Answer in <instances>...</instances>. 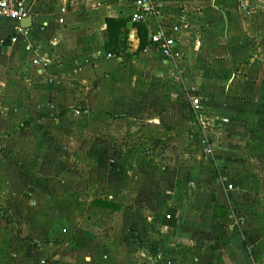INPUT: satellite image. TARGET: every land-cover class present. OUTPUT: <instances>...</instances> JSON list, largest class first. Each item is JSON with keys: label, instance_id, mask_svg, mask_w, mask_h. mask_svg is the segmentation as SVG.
<instances>
[{"label": "crops", "instance_id": "1", "mask_svg": "<svg viewBox=\"0 0 264 264\" xmlns=\"http://www.w3.org/2000/svg\"><path fill=\"white\" fill-rule=\"evenodd\" d=\"M22 1L32 27L12 44L17 24L0 20V80L9 77L8 88L17 93L27 94L42 79L58 92H72L67 107L51 115L9 100L15 125L6 141L69 117L76 128L78 115L87 113L92 140L107 133L104 140L120 136L123 142L88 152L103 157L114 182L104 183V191L96 190L99 183H0V264H264V117L255 116L264 113V48H258L264 46V0H163L166 25L181 28L180 44L193 29L204 32L191 37L184 74L186 87H195L202 101L198 120L187 98L160 88L166 66L149 45V24L142 25L150 50H139L138 24L130 21L133 0ZM108 18L127 21L119 54L107 48ZM36 55L45 66L31 64ZM230 88L248 99H225ZM235 108L249 123L244 136L256 162L249 182L233 169L235 190H228L219 171L195 155L207 141V120L221 123ZM182 181L194 188L189 196L173 191ZM129 204L139 209L130 211ZM118 216L119 227L113 222Z\"/></svg>", "mask_w": 264, "mask_h": 264}, {"label": "rangeland", "instance_id": "2", "mask_svg": "<svg viewBox=\"0 0 264 264\" xmlns=\"http://www.w3.org/2000/svg\"><path fill=\"white\" fill-rule=\"evenodd\" d=\"M192 31L187 34L188 38L186 41V36L184 37V44L178 45L181 49V58L177 60L174 66L165 63L162 58L160 59L161 64L166 67L159 82L160 88L181 99L187 98L188 100L185 99L186 103L190 105L191 99L195 98L197 94L195 87H186L184 81V74L187 72V54L192 42L191 37L198 39L204 36L203 30L199 28H195ZM258 46L259 49L262 47L263 50L264 46L259 44ZM28 52L31 51L29 50ZM33 59H31V64ZM3 78L4 80H0V83H3L2 87L0 86V174L3 173L0 175V183H7L8 179L9 181L13 179L14 182L18 181L19 183H99L96 188L97 191H104V183H114L107 178L109 176L105 172L104 167H102L101 162L103 157L99 156V154L92 156L88 152L97 145L106 144V146H109L112 143L116 145L117 143L120 144L121 141L123 142V140H121L120 136L118 139L104 140V137L110 135L107 133H98L95 136L97 140H92L94 134L88 132L89 117L87 113L78 115L80 116V123L76 125V128L72 127L75 124L71 122V118L69 117L62 122L55 123L51 121L48 124H43V126L37 124L31 131H27V134L18 135L15 141H6V137L9 136V132L12 131L11 129L15 125L14 123L12 124L9 118V104H6L9 100H21L23 102L22 105L27 107V109L32 110L33 107H36L37 111L41 110L40 112L51 115L58 109L62 110L67 107L66 104H69L68 101L72 91L58 92L55 85L51 84V81L46 82V80L42 79V83H39V85L29 87L27 94L24 92L17 93V91L14 90L12 92L8 88V79L10 80V78L4 76ZM22 82H24L21 84L22 88L25 89L29 83L24 76H22ZM13 84L11 83L10 86ZM231 84L234 85L233 83ZM80 85L83 84L80 83ZM41 86L43 88L46 86L48 93L43 91L40 88ZM225 91L227 89L223 92ZM229 91H231V94H223L225 99L233 100V98H236L237 92H233V88H230ZM80 93L82 97L78 98L77 101L79 103L83 101L84 90H81ZM241 93L236 99L238 101L239 99L247 100L248 96H242ZM41 103H44L45 107L40 108ZM73 110L82 112L85 109L76 107ZM240 111L241 109L235 108L230 112H225L224 114L229 119V123L227 124L222 123V120L221 123L216 120H207L209 121V123H205V137L207 141L202 143V147L200 146V148L196 149L195 159L202 164L211 163L215 171H219L218 173H220L217 177L224 178L226 189H228L227 185L233 186L235 175L233 169L241 172L239 175L244 182H249L255 171L251 168L255 165V156L252 155V151L247 149L248 145L246 142L249 137L244 136L249 134L251 130L247 120L243 122L240 119V115H242ZM191 114L194 117L192 112ZM255 116H260L262 119L264 113L261 112L259 114L257 112ZM248 121L254 127H259L257 123L260 122V119L257 123L254 120ZM103 126L107 125L103 124ZM22 144H25V146L21 149L20 146ZM207 150H211V153L206 154L205 151ZM13 173L16 174L15 179ZM173 185L174 193L184 197L189 196L193 192L192 189H194L188 183H183V181L174 183ZM249 186L250 191H257L255 183H250ZM233 189L235 190V186H233ZM128 208L130 211L139 209L134 204H129ZM113 222H116L115 226L119 227L120 217L118 216V218L113 219Z\"/></svg>", "mask_w": 264, "mask_h": 264}, {"label": "built area", "instance_id": "3", "mask_svg": "<svg viewBox=\"0 0 264 264\" xmlns=\"http://www.w3.org/2000/svg\"><path fill=\"white\" fill-rule=\"evenodd\" d=\"M133 6L135 8L134 13L130 17V21L133 24L151 25L149 35V45L154 48L158 55L170 65L176 64L177 60L181 58V49L179 33L181 31L180 26L177 23H169L166 25L164 16V3L163 0H133ZM66 7L62 6L60 12L66 13ZM29 15L26 9L25 3L22 0H0V20L8 19L17 24L14 34L10 38L12 44L18 41V38L24 35L25 30L19 26V22L25 19ZM59 23H64L63 18H59ZM27 51H33L29 44L25 46ZM150 48L147 46L143 53L147 54ZM46 60L43 56L36 55L32 60L34 65H46ZM192 113L194 119H197V115L201 112L202 101L195 97L191 100ZM222 123L227 124L228 119H222ZM206 154H210L211 150L205 151ZM228 190H232L233 186L228 185Z\"/></svg>", "mask_w": 264, "mask_h": 264}, {"label": "trees", "instance_id": "4", "mask_svg": "<svg viewBox=\"0 0 264 264\" xmlns=\"http://www.w3.org/2000/svg\"><path fill=\"white\" fill-rule=\"evenodd\" d=\"M126 23L127 21L125 19H114V18L106 19V30L108 34V44H107L108 51H111L114 54H119L123 45L124 37L126 36V33L124 31ZM135 26L137 28L138 36L140 39L139 50L143 51L148 45L147 29L142 24H138ZM26 125H23L22 128H24ZM95 204L104 208H113V209L119 208L118 206H114L110 203H106L102 201L101 202L98 201Z\"/></svg>", "mask_w": 264, "mask_h": 264}, {"label": "water", "instance_id": "5", "mask_svg": "<svg viewBox=\"0 0 264 264\" xmlns=\"http://www.w3.org/2000/svg\"><path fill=\"white\" fill-rule=\"evenodd\" d=\"M19 26L26 30V29H30L32 27V17L31 16H27L25 19L21 20L19 22ZM192 131L195 133V134H199L200 133V129L198 127V125H194L193 128H192Z\"/></svg>", "mask_w": 264, "mask_h": 264}]
</instances>
